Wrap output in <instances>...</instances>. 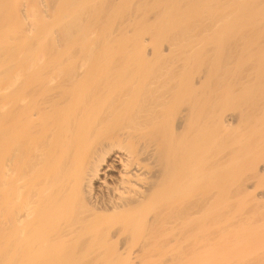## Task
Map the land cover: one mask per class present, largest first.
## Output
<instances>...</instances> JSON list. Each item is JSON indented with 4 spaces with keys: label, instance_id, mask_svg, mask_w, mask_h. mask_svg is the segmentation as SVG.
<instances>
[{
    "label": "bare ground",
    "instance_id": "bare-ground-1",
    "mask_svg": "<svg viewBox=\"0 0 264 264\" xmlns=\"http://www.w3.org/2000/svg\"><path fill=\"white\" fill-rule=\"evenodd\" d=\"M0 264H264V0H0Z\"/></svg>",
    "mask_w": 264,
    "mask_h": 264
}]
</instances>
